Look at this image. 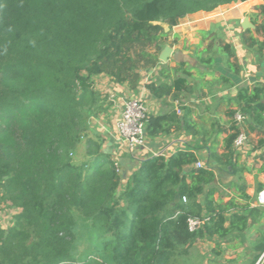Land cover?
<instances>
[{
    "label": "trees",
    "instance_id": "1",
    "mask_svg": "<svg viewBox=\"0 0 264 264\" xmlns=\"http://www.w3.org/2000/svg\"><path fill=\"white\" fill-rule=\"evenodd\" d=\"M237 1L246 0H0V187L22 208L16 225L0 232V264H174L179 244L196 235L188 218L202 217L203 204L210 219L201 231L230 230L208 197L197 201L215 173L211 161L196 167L193 151L145 158L125 183L102 146L85 170L62 154L76 147L93 113V104L86 108L97 96L92 76L106 73L120 84L137 78L139 55L159 60L167 38L160 22L173 27ZM146 86L160 95L161 86ZM262 89L239 91L251 128L263 120ZM177 122V112L150 114L147 135ZM236 135L234 126L224 155L231 166ZM242 220L246 227L248 215H234L230 228L241 230ZM76 227L88 237L79 256Z\"/></svg>",
    "mask_w": 264,
    "mask_h": 264
},
{
    "label": "crops",
    "instance_id": "2",
    "mask_svg": "<svg viewBox=\"0 0 264 264\" xmlns=\"http://www.w3.org/2000/svg\"><path fill=\"white\" fill-rule=\"evenodd\" d=\"M241 3L245 13L264 17L259 8L264 0ZM216 10L197 11L173 27L165 25L167 38L159 60L137 87L135 95L148 104L151 115L177 112L178 122L170 126V132L147 135L146 145L131 151L119 139L116 127L102 144V150L119 162L122 183L142 160L155 155L169 157L179 150L193 151L204 165L211 161L215 180L205 186V194H200L197 201L204 203L208 197L210 212L223 214L224 226L230 230L208 233L201 231L205 227L202 225L194 232L189 247L175 250L173 263L264 264V250L259 249L264 244V206L256 200L257 192L264 189V110L262 123L251 128L239 99L241 88H249L251 93L255 87L264 86V23L255 22L254 28L239 31L232 25L217 23L221 19ZM221 31L224 39H219ZM167 47L170 50L164 59L162 53ZM149 83L161 86L159 96L149 90ZM112 84L114 97L121 95V90L129 92L125 85ZM259 94L256 101L264 104V89ZM126 97L120 98L121 109ZM237 111L246 116L249 141L241 152L232 145L231 166L225 163L224 155L230 152L227 139L236 126ZM119 116L120 113L118 119ZM213 154L216 157L211 159ZM245 213L246 227L242 220L241 230L230 228L234 215ZM202 214L209 223L204 204Z\"/></svg>",
    "mask_w": 264,
    "mask_h": 264
},
{
    "label": "rangeland",
    "instance_id": "3",
    "mask_svg": "<svg viewBox=\"0 0 264 264\" xmlns=\"http://www.w3.org/2000/svg\"><path fill=\"white\" fill-rule=\"evenodd\" d=\"M242 5L243 3L237 1L218 6V10L216 11L218 12L220 17L219 19H221V21L217 23L232 25L237 27L239 31H245V29L242 27V22L246 18H248L249 21L254 24V26L250 25L246 29L254 28L256 23H264V17H259L258 15L256 16L257 13H245V8H243ZM160 24L163 27L167 25L164 22H160ZM221 34L223 36H219V39H222V37L224 39L225 33L221 31ZM140 49H142V47L133 48V56H135L136 53H139ZM145 51L152 54L155 52V47L152 45L146 46ZM147 59L149 61H147ZM136 65L135 71L137 72L138 77H131L124 84H122L127 87L129 92L125 93L123 90H121L124 93L123 94L118 90V87L114 86L115 90L121 93V95H116L115 97L114 95H111L113 92L110 87L111 85L113 86V82H118H116L110 75L106 73L92 76L93 90L97 96L95 99H93L92 96H88L86 108L93 104V113L85 115L86 118L82 122L81 129L79 130V142L75 148L70 150L67 149L68 151H63V161H69L73 165L85 170L90 164L94 155L98 154L99 146H102L109 135L115 131L118 115L121 110V96L127 95L128 97H138L135 95L137 92V87L139 84L143 83V80H145V74L150 69V67L155 66L150 60L149 56L145 57L141 55L138 56ZM21 211L22 208L17 203L10 200L0 187V232L1 230H7L9 227L16 225V215ZM76 236V243L78 246L76 256H79L86 248V239L88 237L84 235V229L82 227L79 229L77 228ZM188 243L189 242L179 244L178 248L189 247Z\"/></svg>",
    "mask_w": 264,
    "mask_h": 264
},
{
    "label": "built area",
    "instance_id": "4",
    "mask_svg": "<svg viewBox=\"0 0 264 264\" xmlns=\"http://www.w3.org/2000/svg\"><path fill=\"white\" fill-rule=\"evenodd\" d=\"M150 116L148 104L141 98L126 97L123 101L122 109L116 127L119 139L131 150H137L146 145L147 141V121ZM235 122L237 127V135L233 141V148L236 152H241L248 145L249 135L246 126V116L243 112L235 113ZM115 165L120 169L118 161ZM196 167L204 166L201 160L195 163ZM257 203L264 206V189L257 192ZM183 201L187 202L188 198L183 197ZM208 221L207 217L190 216L188 218V228L191 232H195Z\"/></svg>",
    "mask_w": 264,
    "mask_h": 264
},
{
    "label": "water",
    "instance_id": "5",
    "mask_svg": "<svg viewBox=\"0 0 264 264\" xmlns=\"http://www.w3.org/2000/svg\"><path fill=\"white\" fill-rule=\"evenodd\" d=\"M254 26V24L253 23H251L250 21H249V19L248 18H246L243 22H242V27L244 28V29H246L248 26ZM169 50H170V48L169 47H167L166 48V50L162 53L163 55H162V58H164L165 59V55H167V52H169ZM176 199L177 200H180L181 199V196L179 195V194H177L176 195Z\"/></svg>",
    "mask_w": 264,
    "mask_h": 264
}]
</instances>
